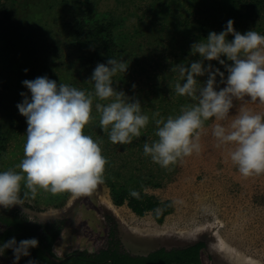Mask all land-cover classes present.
<instances>
[{"label":"rangeland","instance_id":"1","mask_svg":"<svg viewBox=\"0 0 264 264\" xmlns=\"http://www.w3.org/2000/svg\"><path fill=\"white\" fill-rule=\"evenodd\" d=\"M197 1L208 9L224 7L223 0ZM0 2L10 10L9 18L0 16V171L15 168L23 159L27 124L16 107L23 99L20 93H28L23 80L46 75L86 93L94 91L88 79L97 63L106 62L109 56L94 46L79 50L73 44L77 19L86 2L93 4L96 18L118 22L116 33L122 53L115 58H123L129 67L125 74L114 77V87L139 99L142 111L150 118L141 137L127 145L113 144L99 127L100 113L95 108L96 103L108 101L94 98V120L83 132L100 143L107 158L104 183L91 196L76 199L67 192L52 195L43 190L32 198L24 195L27 189L22 184V203L10 208L31 220L65 221L53 246L56 260L76 250L94 252L103 247L109 226L106 215L110 214L117 222L124 249L135 255L201 241L205 244L202 264H264V174L243 176L230 160L233 145L219 144L212 134L217 123L227 128L241 111L264 115V104L248 98L235 100L226 120L212 118L205 125L200 152L167 169L143 152L144 144L156 139V119L175 117L195 103L179 98L173 88L180 77L172 69L183 64L175 46L182 44L175 41L177 38L171 39L166 17L160 15L203 11L196 13L189 7V0ZM150 174L155 183L141 188L161 201L172 202V212L162 222L151 213L137 216L126 205H114L110 198L109 180H133ZM0 264H13V259L0 256Z\"/></svg>","mask_w":264,"mask_h":264},{"label":"clouds","instance_id":"2","mask_svg":"<svg viewBox=\"0 0 264 264\" xmlns=\"http://www.w3.org/2000/svg\"><path fill=\"white\" fill-rule=\"evenodd\" d=\"M233 25L229 19L219 33L210 31L205 40L193 43L190 50L200 58L172 69L183 81L176 83V93L195 103L176 117L155 120L158 139L145 143L143 152L160 167L167 169L199 153L205 122L226 120L235 100L248 98L264 104V34L251 29L242 34ZM128 67L126 60L112 56L97 63L88 79L94 91L87 93L46 75L21 82L30 93L21 92L23 99L16 105L26 118V142L21 162L0 171V207L22 203V184L27 189L24 195L32 198L43 190L52 195L67 192L76 199L91 196L104 183L107 158L100 143L83 132L94 120V98L108 101L96 103L95 108L100 113L99 127L113 144L132 143L150 122L139 99L114 87V77L125 74ZM205 76L201 85L198 78ZM212 134L219 144L233 145L230 160L243 176L264 174V115L241 111L229 127L217 123ZM130 196L138 199L140 194L132 190ZM38 244L36 238L17 241L12 237L0 242V256L11 249L13 264H18ZM28 264L36 262L29 260Z\"/></svg>","mask_w":264,"mask_h":264},{"label":"trees","instance_id":"3","mask_svg":"<svg viewBox=\"0 0 264 264\" xmlns=\"http://www.w3.org/2000/svg\"><path fill=\"white\" fill-rule=\"evenodd\" d=\"M223 1V9H208L200 1L189 0V7L195 9L196 13L203 11V14H194V12L193 14H154L166 17L168 24L166 29L168 27L171 39L177 38L175 41L182 44L175 48L180 50L178 59L183 60V64L188 65L200 58L198 55L194 56L190 50L193 43L205 40L210 31L219 33L229 19L234 21V28L242 34L250 29L264 34V0ZM9 13V8L0 2V16L7 19ZM117 26L118 22L114 19L96 18L93 4L86 2L83 12L77 19L73 44L79 50L91 45L109 57L121 56L122 43L116 33ZM232 38L229 35L228 39ZM211 63L223 70L216 61ZM206 78V76L198 78L201 85ZM177 82L183 83L182 80ZM175 85L176 82L173 88ZM178 96L191 99L187 96ZM179 98L177 100H180ZM161 115L167 117L166 114ZM178 115L176 113L175 117ZM211 120L212 118L206 121L205 125ZM0 141L3 149V141ZM152 176L150 174L123 181L109 180L112 203L116 206L126 205L137 216L151 213L157 222H162L164 217L172 212V202L161 201L141 188L144 184L155 183L151 181ZM132 190L139 192L138 199L130 196ZM106 218L109 226L103 247L94 252L76 250L67 258L55 260L53 246L63 229L64 219L41 222L22 216L17 210L0 209V242L12 237L17 241L29 238H36L39 241L36 248L29 249L30 255L21 257L18 264H28L29 260H34L36 264H202L201 251L205 244L201 241L181 248L159 247L146 255L129 253L124 249L119 237L116 220L110 214H107ZM4 255L13 259L11 249H7Z\"/></svg>","mask_w":264,"mask_h":264},{"label":"flooded vegetation","instance_id":"4","mask_svg":"<svg viewBox=\"0 0 264 264\" xmlns=\"http://www.w3.org/2000/svg\"><path fill=\"white\" fill-rule=\"evenodd\" d=\"M0 209H5V208H3V207H0ZM7 209H9V210H13V211H15L14 209H12V208H7ZM18 211V210H17ZM19 212V214H21V212L20 211H18ZM22 215V214H21ZM22 216H24V215H22ZM24 217H26V216H24ZM28 218V217H27ZM29 219V218H28ZM31 220V219H30Z\"/></svg>","mask_w":264,"mask_h":264},{"label":"water","instance_id":"5","mask_svg":"<svg viewBox=\"0 0 264 264\" xmlns=\"http://www.w3.org/2000/svg\"><path fill=\"white\" fill-rule=\"evenodd\" d=\"M56 260V259H55Z\"/></svg>","mask_w":264,"mask_h":264}]
</instances>
